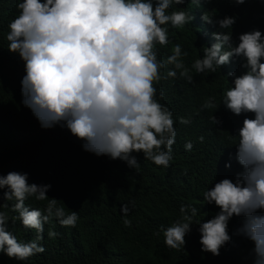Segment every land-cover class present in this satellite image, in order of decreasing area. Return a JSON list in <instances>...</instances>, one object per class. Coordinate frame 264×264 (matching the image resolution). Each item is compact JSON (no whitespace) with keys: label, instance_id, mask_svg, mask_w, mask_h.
<instances>
[{"label":"clouds","instance_id":"obj_1","mask_svg":"<svg viewBox=\"0 0 264 264\" xmlns=\"http://www.w3.org/2000/svg\"><path fill=\"white\" fill-rule=\"evenodd\" d=\"M212 0H17L18 14L8 23L7 49L24 62L21 79L22 104L29 108L44 129L66 127L83 141L84 151L96 156L124 161L140 170L133 153H143L144 160L167 169L174 159L176 119L159 100L157 85L162 80L183 79L192 84L194 73L215 74L223 66L239 59V74L228 71L231 78L222 99H204L200 111L210 110L213 125L223 121L214 113L221 103L236 116L243 115L242 126L229 137L235 146L240 165L233 178L215 182L203 193V201L219 211L207 220L196 219L194 204L180 206V218L169 226L160 225L153 235L163 234L170 250L183 251L192 225H198L202 252L220 255V249L232 242L233 235L253 245L254 264H264V31L253 28L233 40L237 15L216 18L204 11L201 20L226 31L212 32L214 40L203 48L202 56L189 67V52L175 43L166 60L158 58V48L170 44L169 27L183 30L195 16L182 5L199 7ZM246 0H234L237 5ZM264 2V0H261ZM2 48V47H0ZM167 73L163 70L168 66ZM229 80V79H228ZM159 95V99L157 96ZM198 114V113H197ZM179 123H192L180 116ZM218 129H222L219 128ZM200 143L204 136L197 137ZM186 141L184 149L193 150ZM226 168H231L229 161ZM27 172L0 174V199L15 200L11 215L0 210V254L9 259L27 261L46 251L43 244L45 225L55 219L61 227L77 226V211L66 212L59 199L49 197L50 183H30ZM34 198L46 202L43 210L25 202ZM203 203V204H204ZM202 204V205H203ZM134 206V205H133ZM0 208L8 209L7 203ZM124 226L130 228L127 204L120 207ZM242 222L230 235L229 222ZM19 220L25 229H34L35 239L24 242L8 230ZM49 238L60 233L50 228Z\"/></svg>","mask_w":264,"mask_h":264},{"label":"trees","instance_id":"obj_2","mask_svg":"<svg viewBox=\"0 0 264 264\" xmlns=\"http://www.w3.org/2000/svg\"><path fill=\"white\" fill-rule=\"evenodd\" d=\"M16 5L17 0H0V174L27 172L30 183H50L49 197L59 199L66 212L77 211L80 219L75 228L61 227L53 219L51 224L45 225L44 239L40 241L46 249L44 253L27 261L0 254V264H254L252 243L236 235L220 249L218 256L202 252L196 224L186 236L183 251L168 249L162 233L159 237L153 235L160 225L167 227L180 218L182 204L197 206L196 219L207 220L214 216L219 209L214 204L204 203L203 193L220 179H234V174L241 170L235 159L236 148L231 146L229 137L238 139L234 135L242 126L243 115H234L221 103L214 115L223 123L217 126L209 119L212 111H200L207 97L215 96L217 103L222 99L225 89L231 86V78L224 74L243 71L239 59L215 74L194 73L192 84L169 78L157 85L158 93L161 89L165 93L159 102L172 110L177 121L174 159L171 167L164 169L144 160L142 152L133 153L140 162L137 172L119 159L84 151L83 141L66 127L42 128L31 110L22 104L24 62L7 49L6 40L8 23L18 14ZM181 7L192 12L195 19L183 30L169 27L170 44L167 48L157 46L161 60H166L172 46L180 43L189 52L185 62L190 67L194 59L202 56L203 48L214 42L212 32L226 31L203 22L204 11L216 18L237 15L233 27L236 42L242 32L253 28L264 31V2L261 0H246L241 5L234 0H212L199 7L191 3ZM170 67L163 70L165 75ZM180 116L190 117L192 123L180 124ZM201 135L203 143L197 140ZM186 141L193 142L191 152L184 149ZM229 161L230 169L225 167ZM0 203L9 205L8 209L0 210L16 215L11 212L15 200L0 199ZM25 203L41 210L46 204L34 198ZM123 204L130 209L127 216L132 221L130 228L123 223L120 211ZM241 222V218L236 217L230 220V235ZM50 228L60 235L49 238ZM8 230L20 241L36 237L35 230L25 229L19 220L15 224L9 222Z\"/></svg>","mask_w":264,"mask_h":264}]
</instances>
